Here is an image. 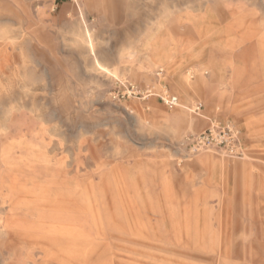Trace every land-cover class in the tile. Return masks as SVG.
I'll return each instance as SVG.
<instances>
[{
	"label": "rangeland",
	"instance_id": "374dc122",
	"mask_svg": "<svg viewBox=\"0 0 264 264\" xmlns=\"http://www.w3.org/2000/svg\"><path fill=\"white\" fill-rule=\"evenodd\" d=\"M81 7L0 0V264H264V0Z\"/></svg>",
	"mask_w": 264,
	"mask_h": 264
},
{
	"label": "built area",
	"instance_id": "2783aa9c",
	"mask_svg": "<svg viewBox=\"0 0 264 264\" xmlns=\"http://www.w3.org/2000/svg\"><path fill=\"white\" fill-rule=\"evenodd\" d=\"M79 9L84 0H69ZM177 97L168 98L167 102L177 103ZM201 105L194 107L195 112H201ZM184 143L191 153L203 150L219 149L232 156L242 155L245 151L243 138L236 125L231 120H211L209 126L200 132L186 136Z\"/></svg>",
	"mask_w": 264,
	"mask_h": 264
},
{
	"label": "crops",
	"instance_id": "0c3cea01",
	"mask_svg": "<svg viewBox=\"0 0 264 264\" xmlns=\"http://www.w3.org/2000/svg\"><path fill=\"white\" fill-rule=\"evenodd\" d=\"M79 14L81 15V17H83V10L81 6L79 8ZM202 80H205V76L202 78Z\"/></svg>",
	"mask_w": 264,
	"mask_h": 264
},
{
	"label": "bare ground",
	"instance_id": "6f19581e",
	"mask_svg": "<svg viewBox=\"0 0 264 264\" xmlns=\"http://www.w3.org/2000/svg\"><path fill=\"white\" fill-rule=\"evenodd\" d=\"M98 61V60H97Z\"/></svg>",
	"mask_w": 264,
	"mask_h": 264
}]
</instances>
